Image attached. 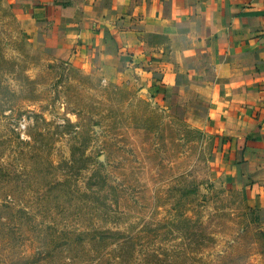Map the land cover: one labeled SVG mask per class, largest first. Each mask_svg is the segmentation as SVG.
Masks as SVG:
<instances>
[{
  "label": "rangeland",
  "instance_id": "1",
  "mask_svg": "<svg viewBox=\"0 0 264 264\" xmlns=\"http://www.w3.org/2000/svg\"><path fill=\"white\" fill-rule=\"evenodd\" d=\"M23 20L0 0V264H264V201L199 105Z\"/></svg>",
  "mask_w": 264,
  "mask_h": 264
},
{
  "label": "crops",
  "instance_id": "2",
  "mask_svg": "<svg viewBox=\"0 0 264 264\" xmlns=\"http://www.w3.org/2000/svg\"><path fill=\"white\" fill-rule=\"evenodd\" d=\"M58 56L195 101L225 169L264 201V0H9Z\"/></svg>",
  "mask_w": 264,
  "mask_h": 264
}]
</instances>
